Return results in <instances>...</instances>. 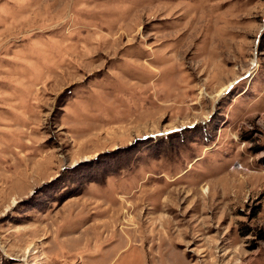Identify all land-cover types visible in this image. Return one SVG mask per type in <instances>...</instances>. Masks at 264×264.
<instances>
[{
	"label": "rangeland",
	"instance_id": "obj_1",
	"mask_svg": "<svg viewBox=\"0 0 264 264\" xmlns=\"http://www.w3.org/2000/svg\"><path fill=\"white\" fill-rule=\"evenodd\" d=\"M0 264H264V0H0Z\"/></svg>",
	"mask_w": 264,
	"mask_h": 264
}]
</instances>
